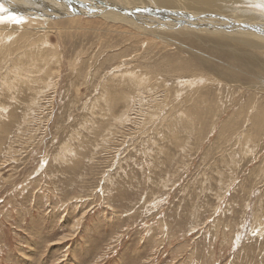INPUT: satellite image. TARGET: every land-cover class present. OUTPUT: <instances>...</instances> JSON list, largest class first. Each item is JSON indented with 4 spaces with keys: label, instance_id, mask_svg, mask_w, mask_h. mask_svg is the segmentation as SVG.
<instances>
[{
    "label": "rangeland",
    "instance_id": "374dc122",
    "mask_svg": "<svg viewBox=\"0 0 264 264\" xmlns=\"http://www.w3.org/2000/svg\"><path fill=\"white\" fill-rule=\"evenodd\" d=\"M68 11L98 22L4 41L0 264H264V74Z\"/></svg>",
    "mask_w": 264,
    "mask_h": 264
},
{
    "label": "bare ground",
    "instance_id": "6f19581e",
    "mask_svg": "<svg viewBox=\"0 0 264 264\" xmlns=\"http://www.w3.org/2000/svg\"><path fill=\"white\" fill-rule=\"evenodd\" d=\"M38 1L39 0H36L35 2L29 4L20 3L19 8L17 9L18 12L8 9L6 12L2 11L4 15L0 18V40L3 39L2 41L3 43L0 42L1 43L0 53H2L0 60L3 61L6 60L5 54L7 55V53L11 48V46H7L6 42L4 41L7 39L10 40L11 36L13 37L15 36L16 29L14 24L20 25L21 27L19 28V31H21L20 33L21 35H19V37H21V43H23L25 41L24 38L31 37L32 36L31 33L32 34L34 32L38 33V31H42L43 34L48 32V34L52 33L59 35L61 33L60 32L61 28L58 26L62 27L61 22L63 24H68V30L71 31L72 30L75 31L77 29L81 30L82 28L83 29L85 28L87 31L90 28L77 27V26L83 24L88 26L90 24L92 25L95 22H98L95 20L82 21L83 20L82 18L84 17H79V16H73V17L68 16L69 18L62 17L66 15L67 8L63 5V3L57 4L55 2H50L49 0L46 1L55 5L54 6L52 5L53 7L51 8V10L47 9V11L53 14L51 15L49 13H45L46 11L42 12L41 8L45 0L43 1L40 0L39 3ZM82 1L83 2L85 1L87 3L86 5H84V7H79V8L77 7L78 10L83 11L81 12L82 15L88 16L89 18L97 16L105 20H110L111 22L115 21V22L126 23L130 27H133L136 30L141 31V33H144L145 35L143 34V36L149 35V36H155V38L159 36L161 38L163 37L162 39H164V37H166L168 34L167 32L169 31H172V33L176 32V34L178 33L180 35H185L186 36L185 40L171 37L173 41H177L178 43L180 42L179 44L176 42L177 43L176 45H179L180 47L175 46V48L181 51H183L184 49L183 53L186 52L189 53V55L191 54L193 59H196L197 62L198 61L206 62L205 64L207 68L212 73L211 77L224 76V75L222 76L219 67L213 61V57H217V56L224 58V60H226L228 64L230 63L231 66H238L242 68L243 70H245L244 73L247 74L248 76L264 74V0H107V1L82 0ZM1 4L3 3L0 1V5ZM101 4L104 5L102 6ZM46 5L50 8L49 6L50 4H46ZM86 7H90L91 9L97 10V12L92 14L88 13L86 12ZM11 13L13 15H11ZM3 21L7 23L3 24ZM119 27L120 26H118V28L116 26L112 27L111 24V26L108 27V32L112 30L114 32L120 30L118 33H120L121 31H124L122 33L126 32L124 29H121ZM101 31L107 32L106 30H100L99 32ZM69 33L70 31L68 32V34ZM141 33L140 36H142ZM169 34H171V32ZM193 39L197 42H195V45L193 44L190 45V43H194ZM152 40L153 39L150 40L146 39L147 43ZM171 41H169L168 43H170ZM173 41L171 42V44L173 43ZM198 41L202 43L204 46H206L205 49L206 53H208L210 56L204 57L203 53L196 52L197 50L195 49V47H198L199 46L198 44H200ZM163 42L165 43L167 41L164 40ZM200 57L206 58L207 61H204L206 59L202 60V58ZM15 61L18 62V60ZM166 64H168V62ZM169 64L171 66L170 69L166 67L168 69L167 72L169 70L173 73L176 72L178 74L188 72L187 70L188 67L185 66L186 63L184 64L181 61L178 63L177 62L172 63L169 61ZM160 70H164V69H160ZM225 76L230 77V75H225ZM36 81L38 80L35 79L34 82ZM136 86L139 85L137 84ZM136 86L134 87L136 88ZM32 100L35 101V99ZM259 107L261 108L260 105ZM107 110L111 111L109 110V107ZM125 112L126 111H124L123 113L126 114ZM124 114H121L118 118L116 117L119 123L123 122L121 118H123ZM260 116L261 115H258V118ZM263 119L264 118H262V120ZM258 123H260V121H258ZM263 123L264 122H262V124ZM256 124L255 126H257Z\"/></svg>",
    "mask_w": 264,
    "mask_h": 264
},
{
    "label": "water",
    "instance_id": "95a60500",
    "mask_svg": "<svg viewBox=\"0 0 264 264\" xmlns=\"http://www.w3.org/2000/svg\"><path fill=\"white\" fill-rule=\"evenodd\" d=\"M50 2H55V3H63V5L72 13L71 15H75L78 13H81L83 11L78 10L77 7H84L87 3L82 0H49ZM102 6L104 4H101ZM100 5V6H101ZM86 12L88 13H96L97 10L91 9L90 7H86Z\"/></svg>",
    "mask_w": 264,
    "mask_h": 264
},
{
    "label": "snow or ice",
    "instance_id": "6c2138e0",
    "mask_svg": "<svg viewBox=\"0 0 264 264\" xmlns=\"http://www.w3.org/2000/svg\"><path fill=\"white\" fill-rule=\"evenodd\" d=\"M0 11H7V9H4L2 5H0Z\"/></svg>",
    "mask_w": 264,
    "mask_h": 264
}]
</instances>
